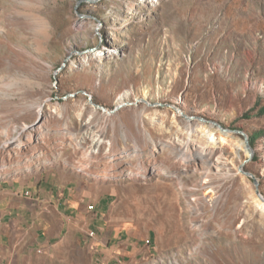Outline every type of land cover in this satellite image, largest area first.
Here are the masks:
<instances>
[{"label": "rangeland", "instance_id": "rangeland-1", "mask_svg": "<svg viewBox=\"0 0 264 264\" xmlns=\"http://www.w3.org/2000/svg\"><path fill=\"white\" fill-rule=\"evenodd\" d=\"M262 107L264 0H0V180L74 223L28 264H264Z\"/></svg>", "mask_w": 264, "mask_h": 264}, {"label": "crops", "instance_id": "crops-1", "mask_svg": "<svg viewBox=\"0 0 264 264\" xmlns=\"http://www.w3.org/2000/svg\"><path fill=\"white\" fill-rule=\"evenodd\" d=\"M66 201L45 187L33 188L19 178L0 180V264H28L35 251L49 249L60 233L74 225L57 211Z\"/></svg>", "mask_w": 264, "mask_h": 264}, {"label": "bare ground", "instance_id": "bare-ground-1", "mask_svg": "<svg viewBox=\"0 0 264 264\" xmlns=\"http://www.w3.org/2000/svg\"><path fill=\"white\" fill-rule=\"evenodd\" d=\"M142 1H145V0H142ZM42 23V22H41ZM43 25L45 27H49V24L47 22H43ZM125 102V101H123ZM204 126V125H203ZM207 126V125H206ZM203 128V127H202ZM195 129V128H194ZM206 129V128H205ZM207 130V129H206ZM205 132V135L208 134L209 137H211V139L214 141V142H218V140L221 138L220 141H225V140H228V139H231V137H233V141H235V146L239 149H242L244 150L247 155H250V149L248 148V146L246 145L245 141L244 140H240L238 137L234 136L231 132L230 133H226V132H222V131H214L212 128L209 129V131H204ZM5 135H8L9 136V133L6 131L5 132ZM220 135V136H218ZM22 136V135H21ZM220 137V138H219ZM210 139V138H209ZM13 141V140H12ZM15 141V140H14ZM206 151V150H205ZM198 154V153H197ZM202 158L205 157L204 154H201ZM200 156V157H201ZM219 157V156H218ZM222 158V155L220 156ZM184 158V157H183ZM187 158V156H186ZM220 161V160H219ZM205 163V162H204ZM222 165V164H221ZM221 170V169H220ZM206 172V171H205ZM255 200L256 201H259L261 202L260 198L258 196H254ZM201 225V224H200Z\"/></svg>", "mask_w": 264, "mask_h": 264}, {"label": "trees", "instance_id": "trees-1", "mask_svg": "<svg viewBox=\"0 0 264 264\" xmlns=\"http://www.w3.org/2000/svg\"><path fill=\"white\" fill-rule=\"evenodd\" d=\"M258 113L261 114V115H263L264 114V107H262ZM260 135H261V132L260 131L255 132L254 134H252V136H251V142L253 144H255L256 140L258 139V137Z\"/></svg>", "mask_w": 264, "mask_h": 264}, {"label": "water", "instance_id": "water-1", "mask_svg": "<svg viewBox=\"0 0 264 264\" xmlns=\"http://www.w3.org/2000/svg\"><path fill=\"white\" fill-rule=\"evenodd\" d=\"M124 104H126V103H120L117 107H115V108H113V109H110V110H108L107 108H105V107H103V106H101L102 107V109L104 110V111H107V112H109V113H114V112H116L119 108H121ZM253 153V152H252ZM252 153H251V155H252Z\"/></svg>", "mask_w": 264, "mask_h": 264}, {"label": "built area", "instance_id": "built-area-1", "mask_svg": "<svg viewBox=\"0 0 264 264\" xmlns=\"http://www.w3.org/2000/svg\"><path fill=\"white\" fill-rule=\"evenodd\" d=\"M89 207H90L91 210H94V209H95V206H94L93 204H91ZM95 234H96V230H92V231L90 232V235H91L92 237H94ZM40 251H41V250H40Z\"/></svg>", "mask_w": 264, "mask_h": 264}]
</instances>
